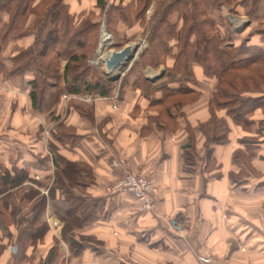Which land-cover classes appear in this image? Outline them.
Returning a JSON list of instances; mask_svg holds the SVG:
<instances>
[{
	"label": "crops",
	"instance_id": "obj_1",
	"mask_svg": "<svg viewBox=\"0 0 264 264\" xmlns=\"http://www.w3.org/2000/svg\"><path fill=\"white\" fill-rule=\"evenodd\" d=\"M67 2L73 12L90 13L95 10L97 0ZM261 7L264 13V0ZM210 9H217L211 1ZM235 18L229 19V27L226 21L221 22L222 18L215 20L220 27L227 28V34H233L232 44L238 46L248 40L264 56V35L259 33L264 19L251 21L246 15ZM119 29L123 39L130 42L142 38L139 26L128 29L120 25ZM33 41V37L25 38L17 44L27 47ZM156 71L151 78L144 74L152 81L163 75L157 80V88L164 85L176 88L184 82L182 76L166 72L164 67ZM192 71L195 79L190 86L202 92V96L182 110L183 117H178L174 132L162 123L160 128L150 127L146 112L150 100L130 88L118 103L103 100L93 105L94 122L82 118L74 109L69 110L67 104L60 105L58 115L67 125L75 127L82 138L75 148L60 146L59 153L65 160L88 164L95 179L94 185L79 194L86 209L75 214L77 220L84 217L91 220L72 230L74 239L85 247L73 256L63 241L65 222L60 216L65 217L67 206L63 202L65 193L59 188L43 217L49 232L36 249L28 251L29 259L24 264H40L56 240H60L59 248L63 252L55 264H264V113L258 110L246 119V135L253 137L259 132L263 135L260 146L251 153L250 168L235 160L238 149L245 152L238 145L241 138L237 139L243 130L229 120L230 143L216 147L214 154L217 163L214 173L219 177L208 179L200 167L193 163L187 166L183 156L188 143L185 128L196 127L209 119L213 93L203 68L194 64ZM0 96L5 111L0 113V125L7 121L8 127L0 142V165L10 172V180L17 169L27 171L30 178L47 185L54 179L55 165L46 159L49 149L40 132L46 118L34 110L30 89L19 80L0 77ZM9 109L11 112H7ZM219 114L225 115L224 111ZM196 140L199 153L205 138L197 132ZM114 160L121 163L119 168L113 166ZM58 167L63 182L68 181L67 170L68 174L70 171L66 164L61 162ZM126 172L155 180L156 213L141 212L129 193L115 198L107 195V189ZM3 196L0 195V201ZM10 232L16 233L15 227ZM10 246L12 253L7 251ZM10 246L0 251V264H12L19 252L17 245Z\"/></svg>",
	"mask_w": 264,
	"mask_h": 264
},
{
	"label": "trees",
	"instance_id": "obj_2",
	"mask_svg": "<svg viewBox=\"0 0 264 264\" xmlns=\"http://www.w3.org/2000/svg\"><path fill=\"white\" fill-rule=\"evenodd\" d=\"M210 1L213 7L226 5L231 10L235 8L239 16L246 15L251 21L264 18L261 0ZM153 3L157 10L147 21L146 13ZM102 23L106 24L117 44L129 42L121 36L120 25L128 29L139 26L142 35L147 36L148 46L142 51L139 61L118 83L103 77L89 63L97 49ZM259 33L264 35L263 31ZM226 34L203 7L202 0H131L127 3L125 0H97L95 10L90 13L73 12L67 0H0V77L19 80L30 89L34 110L52 127L46 159H51L56 167L54 186L50 188L48 197L41 196L29 184L25 185L34 182L45 186L30 178L27 171L16 169L12 180L10 172L0 175V181H3L0 195H4L1 202L4 206L13 205L11 215L16 214V208H27L19 223L21 231L25 227V239L17 245L19 252L12 264H24L29 259L28 251L36 249L44 241L49 226L43 221V216L57 188L64 191L63 202L67 206L65 217L60 216L65 222L62 238L69 243L73 256L79 255L85 247L74 239L72 230L91 220L85 217L77 220L75 214L85 208L79 194L94 185L95 179L88 164L65 160L59 153L60 146L75 148L82 138L77 135L75 127L67 125L58 115L65 94L113 98L118 92L120 102L128 87L149 91V95L161 93L162 97L154 99L149 109H161L165 113L159 112L155 119L167 117L176 128L180 115L176 113L195 104L202 96V92L190 86L195 79L192 67L200 65L205 78L218 83L209 101V119L196 127L187 125L185 128L188 143L183 156L187 166L194 164L196 133L200 132L205 137L200 156L201 171L208 179L219 177L214 173L217 168L214 154L216 147L230 143L229 120L242 128L245 127V118L257 110L264 113V56L258 46L249 44L248 40L238 46L227 45L223 37ZM31 37L34 38L32 45L22 47L17 44ZM8 52L9 56L5 57ZM63 61L67 63L64 71L61 69ZM170 61L172 66L166 67V72L182 76L184 82L176 88L164 85L154 90L157 81L148 79L143 70L168 66ZM92 106L72 99L67 104L69 110L74 109L82 118L94 122ZM220 111H225V115L221 116ZM175 128L169 131L174 132ZM261 136L245 135L240 139L238 145L245 152L238 149L235 160L257 149ZM61 162L70 171L68 174L67 170L69 180L66 182L58 171ZM4 208L7 211V206ZM0 229L11 237L1 220ZM3 240L4 237L0 238V251L7 249ZM60 256L59 245L56 244L40 264H55Z\"/></svg>",
	"mask_w": 264,
	"mask_h": 264
},
{
	"label": "rangeland",
	"instance_id": "obj_3",
	"mask_svg": "<svg viewBox=\"0 0 264 264\" xmlns=\"http://www.w3.org/2000/svg\"><path fill=\"white\" fill-rule=\"evenodd\" d=\"M109 1V0H108ZM203 2H204V4H203V7L205 8V9H207V11H208V13L210 14V15H212L213 17H215V18H217V17H220V18H222V21L221 22H223V21H226V25L229 27V19H231L230 17H233L234 19H236L235 17H237V16H239L238 15V13L235 11V8L233 9V10H231V8L229 7V6H226V5H221V6H218L217 7V9H215V10H213V9H210V0H203ZM157 10V7H156V4L155 3H153L151 6H150V8L148 9V11H147V13H146V19H147V21H150L151 19H152V17H153V15H154V12ZM235 11V12H234ZM234 13H236V14H234ZM262 19H264V18H262ZM261 19V20H262ZM220 21V20H219ZM261 25H262V29L261 30H259V32H264V21L261 23ZM106 27V24L105 23H102V26H101V30H102V28L103 27ZM106 29H107V27H106ZM221 29L223 30V32L226 34L227 33V28H223V27H221ZM101 30H100V36H99V40H98V45H97V49H96V51H95V53H94V55H93V58L90 60V65L91 66H93L94 68H96L98 71H99V73L103 76V77H105V78H109V79H111L112 78V75L111 76H107L105 73H106V69H105V64H104V62H103V58H101V59H98V50L100 49V39L102 40V36H101ZM104 31H106L105 29L103 30V32ZM108 31V30H107ZM106 31V32H107ZM109 32V31H108ZM110 33V32H109ZM142 33H143V31H142ZM111 34V33H110ZM233 34H226V35H223V37L227 40L226 41V44L227 45H231V43H235V41H234V38H233V36H232ZM229 36V37H228ZM111 37H112V39H113V41L112 42H110L109 44H107L103 49H102V53H103V56H105L106 57V55L110 52V51H119V50H121V49H123L125 46H127L128 44H138V50H137V52H136V57H135V59H133L132 61H131V63L126 67V69L125 70H123L122 71V73H116V74H114L115 76L116 75H118V74H123V76L122 77H124L125 76V74L132 68V66L134 65V63L135 62H137V61H139V58H140V55H141V53H142V51L148 46V43H147V36L146 35H142V38H140V40H137V41H135V42H128V43H116L115 42V39H114V37L111 35ZM226 37H228V38H226ZM230 39V40H229ZM229 40V41H228ZM124 44V45H123ZM9 52L5 55V57H8L9 55ZM137 54H139V55H137ZM170 62H172V61H170ZM169 62V63H170ZM66 65H67V63H66V61H63L62 62V66H61V69L64 71L65 70V67H66ZM161 67H164L165 69H166V67H169V65L168 66H161ZM161 67H159V68H152V67H148L149 68V70H147L148 68H146L145 70H143V73L145 72L146 74H147V76L148 77H150L151 78V76H153V73L154 72H158V71H156V70H159ZM163 70V69H162ZM172 74H174V73H172ZM145 75V74H144ZM174 75H176V74H174ZM179 76V75H178ZM121 77V78H122ZM120 80H118L116 83H118ZM217 81H211V88H212V90H213V93H214V91H215V89H216V87H217ZM158 87V82H156V84L154 85V90L156 89ZM192 87V86H191ZM132 89V90H134V91H138L139 93H140V95H141V97H144V98H148L150 101H149V104L154 100V99H160L161 97H162V94L161 93H157V92H154V93H151L150 95H149V91H143V90H137V89H135V88H133V87H128L127 89ZM126 89V90H127ZM154 90H152V91H154ZM151 91V90H150ZM212 93V94H213ZM255 94H257V93H255ZM70 96V95H69ZM212 96V95H211ZM70 97H73V98H69L68 97V99H62V101H63V103H65V104H68V102L69 101H71V99L72 100H78V101H80V102H82V103H84L85 105H88V106H91V105H95L96 103H98V102H100V101H103V100H114L115 102H117L118 103V98H119V93L117 92L115 95H114V97L113 98H103V97H99V96H96V95H83V96H70ZM2 97L0 96V113L1 114H4L5 113V111H4V109H3V104L4 103H2L3 101H2V99H1ZM89 98H92L90 101H88V99ZM199 101V100H198ZM162 110L160 109H157V108H155V109H149V106H148V108H147V110H146V112L148 113L147 115V119L149 120L148 121V125L150 126V127H155V126H157V128H160V123H162V124H165V125H167L168 126V129H174L175 127V124H173V123H170L169 122V119L167 118V117H162V118H160L159 120H157V119H155V116H157L158 115V113L159 112H161ZM258 111V110H257ZM7 112H11V110L9 109ZM221 112V111H220ZM162 113H165V112H163L162 111ZM182 112H177L176 114L178 115V114H180V115H178V117L179 118H182L183 116V114H181ZM224 113H225V111H224ZM255 113V112H254ZM253 113V114H254ZM0 114V115H1ZM10 114V113H9ZM9 114H7L6 115V117L9 115ZM2 117V116H1ZM152 117V118H151ZM246 119L247 118H245V120H244V123H245V127L244 126H242V132L243 133H239L238 134V136L237 137H239V138H237V139H243L244 137H245V135H246V133H244V132H246L247 131V126H246ZM159 121V122H158ZM44 122H45V124L43 123V124H41V126H40V132L43 134V136H44V142H46L47 144V146H48V141H49V138L51 139V130H52V127H51V124H49L48 123V121L47 120H44ZM6 128H8L7 127V121H4V123H1V125H0V132L2 133V138H1V140H0V142H2L3 140H4V138H5V134H6ZM9 128H10V126H9ZM240 128V127H239ZM261 131V130H260ZM49 132V135H47V133ZM259 134H261L260 132H259ZM263 136V135H262ZM262 136L260 137V139H259V141L261 140V138H262ZM205 138V137H204ZM197 142V141H196ZM260 145V144H259ZM254 151V150H253ZM252 151V152H253ZM251 152V153H252ZM203 153V149L198 153V152H195V155H193V162H194V164L196 165V166H198V167H200V169H201V154ZM251 153H246V155L245 156H241L240 158H238L239 160H241L242 162H244L245 164H246V166L248 167L247 169H249L250 167H249V163L251 162V161H249V160H251ZM114 161H117V160H114ZM113 161V162H114ZM246 161H247V163H248V161H249V163L247 164L246 163ZM120 163V162H119ZM120 165H121V163H120ZM251 166V165H250ZM251 170V169H250ZM253 170V169H252ZM3 172H5V169H3V167L0 169V175L1 174H3ZM55 173H56V167H55V169L53 170V172H52V175H53V181H51V182H49L47 185L45 184V186L44 187H42V186H40V185H37V184H35V183H29V185H30V187L31 188H33V189H35V190H37V191H39V193H40V195L41 196H45V197H48L49 196V193H50V188H52L53 186H54V181H55ZM35 181V180H34ZM3 182V181H2ZM1 181H0V184L2 183ZM26 185H28V184H26ZM113 185V184H112ZM111 185V186H112ZM28 187V186H27ZM58 189V188H57ZM48 192V193H47ZM156 200H157V197H156ZM7 202V201H6ZM4 204V202H1L0 201V210H1V213H2V216H0V220H1V223L2 224H4L5 225V227L9 230V232H10V228L11 227H15V229H16V233H11L10 232V235H11V237H7L6 235V233H4L1 229V231H2V237H4V240L3 241H5L6 243V245H19V244H21V242L20 241H23L24 239H25V235H23V234H25V227H24V231H21L20 230V226H19V223H20V220L23 218V217H25V215H26V209L27 208H23L22 210H21V208H16V210H15V212H16V214L15 215H11V212L13 211L14 212V210H13V205L12 204H8V205H6L5 204V206L3 205ZM157 204H158V202H157ZM50 202H49V205H48V207H47V209L50 207ZM7 206V211L5 210L6 208H4V207H6ZM20 207V206H19ZM18 210H20L21 212H19ZM3 211V212H2ZM47 211V210H46ZM46 213V212H45ZM45 215V214H44ZM44 217V216H43ZM14 221H15V223H14ZM48 225V224H47ZM20 232H22V234L20 233ZM63 241H65L66 242V244H68L69 245V243L67 242V240H63ZM60 240H57V245H60ZM55 244V245H56ZM9 248V247H8ZM65 248V246H63V249ZM8 251V250H7ZM59 251H60V248H59ZM63 252V251H62ZM62 252L60 251V255H62ZM61 257V256H60Z\"/></svg>",
	"mask_w": 264,
	"mask_h": 264
},
{
	"label": "built area",
	"instance_id": "obj_4",
	"mask_svg": "<svg viewBox=\"0 0 264 264\" xmlns=\"http://www.w3.org/2000/svg\"><path fill=\"white\" fill-rule=\"evenodd\" d=\"M68 97L73 98L67 94L63 96L65 100L68 99ZM91 99L92 98H89L88 101H90ZM47 135H49V132L47 133ZM1 138L2 133L0 132V140ZM113 166L115 168H119L121 165L118 161H114ZM125 193H129L134 196L141 212L156 213L158 209L156 200L158 189L156 186V182L152 177L143 174L126 172L123 178L118 180L107 189V195L111 198H115ZM12 250L13 248L12 246H10L8 248V251L12 253Z\"/></svg>",
	"mask_w": 264,
	"mask_h": 264
},
{
	"label": "water",
	"instance_id": "obj_5",
	"mask_svg": "<svg viewBox=\"0 0 264 264\" xmlns=\"http://www.w3.org/2000/svg\"><path fill=\"white\" fill-rule=\"evenodd\" d=\"M230 18L231 19H234L233 17H230ZM237 22L238 21H236V23ZM104 29L107 31L106 27L104 26L102 28V30H101V36H102V33H103V30ZM137 50H138V44L135 47H133V44H128L127 46H125L123 49H121L119 51H113L103 61L104 64H105V69L107 70L105 74L109 77L115 71H117L121 66H124L123 68H121L118 71V73H122V71L125 70L126 67L131 63V61L133 59H135ZM137 55H139V54H137ZM122 76H123V74L122 75L121 74H118L116 76L115 75H112L111 80L113 82H117L118 80L121 79ZM162 76L163 75H159L158 77L154 78L153 81L159 80L160 78H162ZM15 250H17V249H15Z\"/></svg>",
	"mask_w": 264,
	"mask_h": 264
},
{
	"label": "bare ground",
	"instance_id": "obj_6",
	"mask_svg": "<svg viewBox=\"0 0 264 264\" xmlns=\"http://www.w3.org/2000/svg\"><path fill=\"white\" fill-rule=\"evenodd\" d=\"M113 41V39H112V37H111V35L108 33V32H106V31H104L103 33H102V40L100 39V49L98 50V59H101V58H103V61H104V59L106 58V57H108L111 53H112V51H110L107 55H106V57L105 56H103V53H102V49L107 45V44H109L110 42H112ZM137 44H133V47H135ZM124 66H121L117 71H115L112 75H114V74H116L121 68H123ZM107 71V70H106Z\"/></svg>",
	"mask_w": 264,
	"mask_h": 264
}]
</instances>
